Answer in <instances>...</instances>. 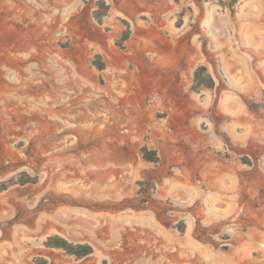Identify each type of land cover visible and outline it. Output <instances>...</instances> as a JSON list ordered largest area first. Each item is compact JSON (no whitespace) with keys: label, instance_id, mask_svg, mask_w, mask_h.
Here are the masks:
<instances>
[{"label":"rangeland","instance_id":"obj_1","mask_svg":"<svg viewBox=\"0 0 264 264\" xmlns=\"http://www.w3.org/2000/svg\"><path fill=\"white\" fill-rule=\"evenodd\" d=\"M98 1L0 0V264H264V0H105L103 25ZM229 97L256 106L246 146Z\"/></svg>","mask_w":264,"mask_h":264},{"label":"trees","instance_id":"obj_2","mask_svg":"<svg viewBox=\"0 0 264 264\" xmlns=\"http://www.w3.org/2000/svg\"><path fill=\"white\" fill-rule=\"evenodd\" d=\"M236 0H234L232 3H234ZM232 8V14L235 13L233 4L231 6ZM108 5L106 4L105 0H99L97 2V9L93 13L94 19L97 21L98 24L103 25L104 23V17L108 13ZM130 37V31H125L122 35L121 40L117 42V45L120 49H124L123 42L127 41ZM99 70H104L105 65L102 63H96ZM215 87V81L213 76L209 73L208 67L201 65L199 66L195 71L193 75V85L192 90L195 92L200 91L201 89H214ZM252 108H256L255 105H250ZM142 156L144 160L152 163H157L159 161V156L156 150H151L147 147H143L141 149ZM22 178L15 183L14 180L11 181V184H29V183H36V179L29 176L28 173H22ZM184 229H182V232ZM45 247L49 249H57L62 250L66 254L75 257L77 259L86 258L94 253V248L90 244H79V243H73L68 241L67 239L59 236L54 235L50 236L45 241ZM42 264H46V261H42Z\"/></svg>","mask_w":264,"mask_h":264},{"label":"crops","instance_id":"obj_3","mask_svg":"<svg viewBox=\"0 0 264 264\" xmlns=\"http://www.w3.org/2000/svg\"><path fill=\"white\" fill-rule=\"evenodd\" d=\"M163 15H165V13L161 12L160 14H158V19L155 20V23L160 28H165V26H167L165 23L164 17H161ZM106 18H107V16H106ZM179 68H180L179 65H177V67H176V65H173L172 68L167 69L166 73H168V74L170 73L171 74L170 77L172 78L173 74L176 73V71ZM172 82H173V79L168 78L164 81V83H162V85L163 86L169 85ZM180 100H181V102H178L175 100L172 101L171 99H169L168 101H165L164 99H159V100L157 99L156 103H154L155 104L154 106L157 108V110H161L164 113L166 112V114H167L166 118L167 119H171L173 117L176 118V116H178V117L180 116L179 117L180 121L182 120L181 128H182V130H185V120L187 119L188 107H186L183 99H180ZM224 104H226L225 109H227L228 112L230 113V115L233 116L231 123L228 124L230 126L226 125L224 128L228 131L229 130L232 131V134H233L232 136L234 137L233 140H236L237 144H242V145L246 146L250 142L249 138L253 137V133H252V135H251V133H250V135L248 134L249 130H251V129H249V123H251L249 121V118H250V120L254 119L253 113L250 110V107L248 105L247 100L243 97H229L226 99V101H224V103H222V105H224ZM237 126L238 127L241 126V127L246 128V131L248 130L247 134L245 135L244 131H241V132L238 131L240 134L237 133V130H236ZM185 132L186 131H183L182 135H185ZM234 132L237 133L238 135H236ZM212 142L214 144L218 145L220 148H225V146L227 144V143H224V141L222 140L221 137H220V140H215ZM262 158L264 160V155L262 156ZM235 179L238 180V176L236 178L234 177V180ZM258 231H262V230L259 229Z\"/></svg>","mask_w":264,"mask_h":264}]
</instances>
